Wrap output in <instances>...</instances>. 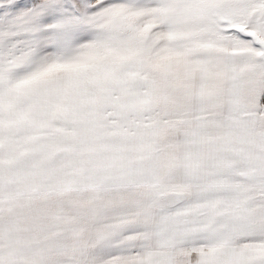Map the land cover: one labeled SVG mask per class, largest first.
Here are the masks:
<instances>
[{"label": "snow or ice", "instance_id": "6c2138e0", "mask_svg": "<svg viewBox=\"0 0 264 264\" xmlns=\"http://www.w3.org/2000/svg\"><path fill=\"white\" fill-rule=\"evenodd\" d=\"M0 264H264V0H0Z\"/></svg>", "mask_w": 264, "mask_h": 264}]
</instances>
